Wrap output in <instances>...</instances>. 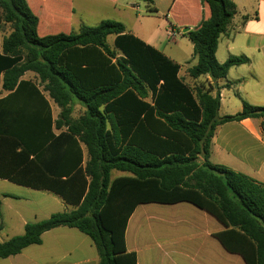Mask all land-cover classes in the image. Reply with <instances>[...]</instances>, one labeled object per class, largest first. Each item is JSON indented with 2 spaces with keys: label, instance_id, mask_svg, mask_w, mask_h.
Here are the masks:
<instances>
[{
  "label": "trees",
  "instance_id": "1",
  "mask_svg": "<svg viewBox=\"0 0 264 264\" xmlns=\"http://www.w3.org/2000/svg\"><path fill=\"white\" fill-rule=\"evenodd\" d=\"M140 1L157 12L153 0ZM201 1L209 16L184 34L197 60L189 75L217 81L250 60L231 56L218 62L219 39L237 6L232 0ZM1 23L11 25V32L0 37V86L9 92L0 99V119L8 149L22 165L8 175L74 209L26 224L23 235L0 244V260L68 227L93 241L99 264H138L126 245L136 208L187 202L223 225L214 236L228 252L246 264H264V184L209 161L218 127L264 120V106L243 101L241 112L221 117L219 91L215 97L210 90L195 94L179 77L178 64L115 20L41 36L27 0H0ZM109 36L115 37L112 47ZM28 72L37 81L25 80ZM49 100L60 108L57 119ZM77 102L86 111L74 118ZM113 171L130 175L113 178Z\"/></svg>",
  "mask_w": 264,
  "mask_h": 264
},
{
  "label": "crops",
  "instance_id": "2",
  "mask_svg": "<svg viewBox=\"0 0 264 264\" xmlns=\"http://www.w3.org/2000/svg\"><path fill=\"white\" fill-rule=\"evenodd\" d=\"M27 1L39 18L38 33L41 36L78 33L82 26H87L82 15L87 3L93 5V13L103 16L99 23L103 20L119 21L118 17L124 18L122 12L126 9L139 10L136 0ZM232 1L237 6V13L219 39L216 58L219 63H224L231 56H245L250 62L231 68L226 78L217 81L207 75L199 78L189 75V70L197 63L191 42L189 53L180 56V53L168 49L163 40L165 37L168 42H176L178 36H186L187 28L194 30L209 16L201 0H172L159 34H148L139 26L121 21L128 33L178 64L179 77L195 94L198 90H210V95L215 97L219 91L221 117L241 112L243 101L253 106H264V0ZM180 18L183 21L178 22ZM169 29L175 32L174 38L168 36ZM0 37L1 40L4 38L1 33ZM31 74L36 79L32 72L23 78L35 81L28 78ZM8 95L9 92L0 86V99ZM146 101L151 102V98ZM49 104L53 119H57L60 108L51 100ZM76 109H81L82 115L86 111L77 102L74 118L82 116L75 114ZM4 123L0 119V244L23 235L28 223L40 222L52 214L74 209L52 192L11 181L8 174L14 175L22 165L14 152L8 149ZM52 133H55L54 128ZM82 148L86 161L87 152L84 146ZM209 161L264 184V120L246 119L218 127ZM114 172L119 171L112 174ZM120 173L122 175L116 177L130 175ZM223 230V225L215 217L187 202L140 204L128 222L126 245L129 252L136 253L138 264H246L240 255L228 252L215 238L214 234ZM0 264H99V256L87 235L75 228L60 227L44 233L40 245H31L16 256L1 259Z\"/></svg>",
  "mask_w": 264,
  "mask_h": 264
},
{
  "label": "rangeland",
  "instance_id": "3",
  "mask_svg": "<svg viewBox=\"0 0 264 264\" xmlns=\"http://www.w3.org/2000/svg\"><path fill=\"white\" fill-rule=\"evenodd\" d=\"M137 5L139 6L138 11H134L131 9H126L122 12L124 18L121 16L118 17L120 19L118 22L124 21L127 25L134 24L142 28L148 34H159L162 29V21L165 20V15L167 14V9L171 6L172 0H155L154 6L157 8L158 12L150 13L148 11L147 4L143 1L136 0ZM85 10L82 12L84 17V22L87 26L93 27L98 25L100 19L103 17L96 13H93V5L87 3L85 5ZM180 17V16H178ZM183 17V16H182ZM130 19V22H129ZM183 21L182 18L178 19V22ZM122 23V22H121ZM131 23V24H130ZM2 24V23H1ZM183 30V29H182ZM11 32V25L2 24L0 27V33L2 37L7 36ZM163 40L166 41V46L168 49H171L173 52L180 53V56H185L189 53L190 41L187 37L176 38V42H168V40L164 37ZM114 36H109L107 39V43L109 46H113ZM28 78L35 79L34 75H29ZM37 81V79H35ZM81 109H76L75 114L77 116L82 115ZM122 173L114 172L113 176H120Z\"/></svg>",
  "mask_w": 264,
  "mask_h": 264
},
{
  "label": "built area",
  "instance_id": "4",
  "mask_svg": "<svg viewBox=\"0 0 264 264\" xmlns=\"http://www.w3.org/2000/svg\"><path fill=\"white\" fill-rule=\"evenodd\" d=\"M167 34L170 38H174L176 36L175 32L172 29H169Z\"/></svg>",
  "mask_w": 264,
  "mask_h": 264
},
{
  "label": "water",
  "instance_id": "5",
  "mask_svg": "<svg viewBox=\"0 0 264 264\" xmlns=\"http://www.w3.org/2000/svg\"><path fill=\"white\" fill-rule=\"evenodd\" d=\"M189 31V29L187 28L186 30H185V32H188Z\"/></svg>",
  "mask_w": 264,
  "mask_h": 264
}]
</instances>
